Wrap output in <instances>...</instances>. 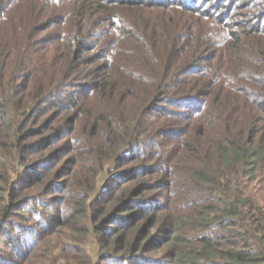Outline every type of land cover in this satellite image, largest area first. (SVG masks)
Listing matches in <instances>:
<instances>
[{
  "label": "trees",
  "instance_id": "obj_1",
  "mask_svg": "<svg viewBox=\"0 0 264 264\" xmlns=\"http://www.w3.org/2000/svg\"><path fill=\"white\" fill-rule=\"evenodd\" d=\"M210 1L0 0V264H264V22Z\"/></svg>",
  "mask_w": 264,
  "mask_h": 264
},
{
  "label": "rangeland",
  "instance_id": "obj_2",
  "mask_svg": "<svg viewBox=\"0 0 264 264\" xmlns=\"http://www.w3.org/2000/svg\"><path fill=\"white\" fill-rule=\"evenodd\" d=\"M205 0H203L204 2ZM248 1V0H247ZM215 2V3H214ZM216 2H218L217 4H221V9L220 11H228L229 14L235 12H239L236 16H234L235 18H233L234 20L236 19V21H238V23H232L233 19H225L224 21H227L226 23H224V27L225 29H233L235 28L234 25L232 24H241V25H245L248 24H261V21L264 22V18L261 17L262 13L260 10H258L257 8H250L246 5V0H213L210 1L209 4H213L214 6H216ZM231 2V3H230ZM233 2V3H232ZM225 4H228L227 8L225 7ZM237 5V6H235ZM234 7V8H233ZM233 8V9H232ZM264 16V15H263ZM262 34V33H261ZM219 35V34H218ZM224 37V36H223ZM222 36L219 38H223ZM112 167L113 165H111V163H109L107 165V167L100 173V181L101 178H103L106 174H107V168ZM99 181V182H100ZM100 185V184H99ZM87 250L90 254L94 253V242H93V237L91 236V238L89 239L87 245Z\"/></svg>",
  "mask_w": 264,
  "mask_h": 264
}]
</instances>
